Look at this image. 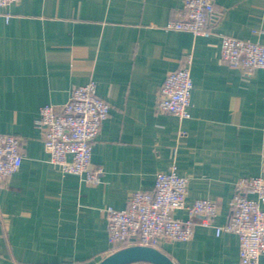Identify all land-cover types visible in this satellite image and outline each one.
<instances>
[{
    "label": "crops",
    "instance_id": "obj_1",
    "mask_svg": "<svg viewBox=\"0 0 264 264\" xmlns=\"http://www.w3.org/2000/svg\"><path fill=\"white\" fill-rule=\"evenodd\" d=\"M182 2L18 0L1 9L0 132L20 138L24 154L0 185V264H95L112 252L104 208L127 207L171 165L188 178L185 205L208 198L218 210L208 225L195 216L189 240L163 238L157 249L175 264L238 262V236L215 228L229 217L236 180L262 174L264 68L227 66L216 34L165 29ZM213 2L215 33L264 43V0ZM187 53L190 116L179 120L155 100ZM89 80L109 106L91 150L103 169L97 184L50 163L35 123L43 104L65 103ZM173 215L189 217L186 208Z\"/></svg>",
    "mask_w": 264,
    "mask_h": 264
},
{
    "label": "built area",
    "instance_id": "obj_2",
    "mask_svg": "<svg viewBox=\"0 0 264 264\" xmlns=\"http://www.w3.org/2000/svg\"><path fill=\"white\" fill-rule=\"evenodd\" d=\"M18 0H0L1 9ZM7 18V16H6ZM219 14L213 0H183L179 9L172 10L164 28L190 32L193 36L220 38V58L227 66L246 73L264 68V43L234 38L214 32ZM191 53L174 70L169 71L155 100L157 112L170 113L179 120L190 116ZM108 104L96 94V83L89 80L72 89L68 100L60 105L43 104L35 121L42 132V143L50 163L63 173L80 177L86 184H97L103 174L101 166L91 165L92 145L103 121L108 117ZM24 144L15 135L0 132V185L20 167ZM263 170L259 176L239 177L229 200L230 214L216 234L231 232L238 236V262L260 264L264 259V148ZM188 178L171 165L167 171L155 174L151 190L131 192L127 207L104 208L110 251L140 244L157 248L163 238L189 240L194 232V218L201 215V224L208 225L218 210L215 200L196 198L185 205ZM248 194H254L250 198ZM186 208L189 217L176 218L173 212ZM129 264H146L135 262Z\"/></svg>",
    "mask_w": 264,
    "mask_h": 264
},
{
    "label": "water",
    "instance_id": "obj_3",
    "mask_svg": "<svg viewBox=\"0 0 264 264\" xmlns=\"http://www.w3.org/2000/svg\"><path fill=\"white\" fill-rule=\"evenodd\" d=\"M135 262L175 264L159 249L140 244H131L120 247L105 255L95 264H129Z\"/></svg>",
    "mask_w": 264,
    "mask_h": 264
}]
</instances>
